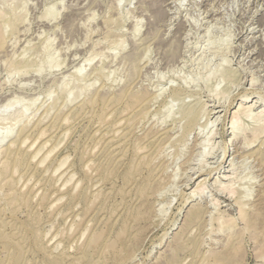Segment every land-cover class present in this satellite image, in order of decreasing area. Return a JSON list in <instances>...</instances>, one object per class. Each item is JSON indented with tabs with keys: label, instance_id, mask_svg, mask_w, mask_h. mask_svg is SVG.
<instances>
[{
	"label": "rangeland",
	"instance_id": "374dc122",
	"mask_svg": "<svg viewBox=\"0 0 264 264\" xmlns=\"http://www.w3.org/2000/svg\"><path fill=\"white\" fill-rule=\"evenodd\" d=\"M6 133L0 264H264V0H0Z\"/></svg>",
	"mask_w": 264,
	"mask_h": 264
},
{
	"label": "bare ground",
	"instance_id": "6f19581e",
	"mask_svg": "<svg viewBox=\"0 0 264 264\" xmlns=\"http://www.w3.org/2000/svg\"><path fill=\"white\" fill-rule=\"evenodd\" d=\"M15 105V102L14 101H12V100H8L6 103H5V106H4V108H6V109H8V108H12L13 106ZM239 108V107H238ZM242 108V107H241ZM249 111H250V109L248 108V109H246L245 111L243 110V113L244 114H247V113H249ZM19 115H23L24 114V112L22 111V110H19ZM239 113H240V109H237V111L234 113V115H233V118H232V121H231V124H232V129L234 130V128L237 126V124H238V121H239V119H238V115H239ZM241 114V113H240ZM242 115V114H241ZM189 119V118H188ZM67 120V119H66ZM66 120H65V123H66ZM40 135H42L43 134V132H40L39 133ZM9 136H10V133H6L4 136H1L0 137V145H2V143H4L8 138H9ZM26 138V137H25ZM23 139L22 138V140H21V142L19 143V144H22L23 146H24V143H27V142H25L26 141V139ZM37 142H35L34 143V145L36 144ZM38 144V143H37ZM47 145V144H46ZM27 147V146H26ZM33 147V146H32ZM55 150V149H54ZM42 151V150H41ZM31 152V151H30ZM53 152V151H52ZM40 154V153H39ZM39 154H37V155H39ZM48 154H49V152H48ZM257 154H258V157H260L259 159H261V162H262V164H264V152H257ZM48 156H45V158H47ZM43 161V160H42ZM63 161H64V159H63ZM64 163H65V161H64ZM63 163V164H64ZM60 164H61V162H60ZM40 165H42V164H40ZM61 166V165H60ZM63 166V165H62ZM56 170V169H55ZM59 170V169H58ZM57 171V170H56ZM70 177V176H69ZM68 179H70V178H68ZM67 182V181H66ZM70 182V181H69ZM65 185V184H64ZM264 190V189H263ZM262 194V196H260V199H259V203H258V205H263L264 204V191H263V193H261ZM264 210V209H263ZM259 211V210H258ZM261 212V211H260ZM257 214H259V213H257ZM200 215V211L199 210H196L195 209V211L190 215H188L189 216V219H190V221H193V219L194 218H196V217H198ZM257 216V215H256ZM242 217H243V213H242ZM258 218H259V216H257ZM257 217H255V218H257ZM188 218V217H187ZM254 219V218H253ZM260 219V218H259ZM257 220V219H256ZM218 260V259H217ZM221 260V259H220Z\"/></svg>",
	"mask_w": 264,
	"mask_h": 264
}]
</instances>
